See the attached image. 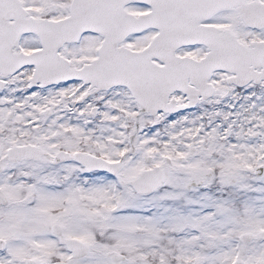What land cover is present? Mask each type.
<instances>
[{
	"label": "snow or ice",
	"instance_id": "1",
	"mask_svg": "<svg viewBox=\"0 0 264 264\" xmlns=\"http://www.w3.org/2000/svg\"><path fill=\"white\" fill-rule=\"evenodd\" d=\"M0 264H264V0H0Z\"/></svg>",
	"mask_w": 264,
	"mask_h": 264
}]
</instances>
